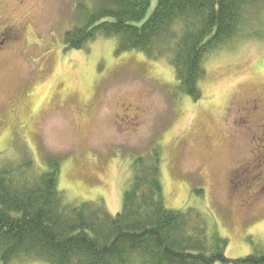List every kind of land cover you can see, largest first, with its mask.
I'll list each match as a JSON object with an SVG mask.
<instances>
[{"label": "rangeland", "instance_id": "1", "mask_svg": "<svg viewBox=\"0 0 264 264\" xmlns=\"http://www.w3.org/2000/svg\"><path fill=\"white\" fill-rule=\"evenodd\" d=\"M77 2L0 0V160L56 157L66 202L102 200L115 216L133 158L159 147L167 209L202 213L229 260L264 251V43L209 56L193 102L165 59L117 55L114 39L64 51Z\"/></svg>", "mask_w": 264, "mask_h": 264}, {"label": "trees", "instance_id": "2", "mask_svg": "<svg viewBox=\"0 0 264 264\" xmlns=\"http://www.w3.org/2000/svg\"><path fill=\"white\" fill-rule=\"evenodd\" d=\"M150 4L78 0L64 51L114 39L117 55L165 59L178 92L195 102L209 56L237 40L264 43V0H158L140 23ZM160 164L159 147L133 158L121 210L112 216L102 200L66 202L58 189V158L37 165L23 149L0 160V263L264 264V251L229 260L227 239L199 211L167 209Z\"/></svg>", "mask_w": 264, "mask_h": 264}, {"label": "flooded vegetation", "instance_id": "3", "mask_svg": "<svg viewBox=\"0 0 264 264\" xmlns=\"http://www.w3.org/2000/svg\"><path fill=\"white\" fill-rule=\"evenodd\" d=\"M257 103H258V100H255V101H252L251 104H249V108L252 110V111H256L258 109L257 107Z\"/></svg>", "mask_w": 264, "mask_h": 264}]
</instances>
